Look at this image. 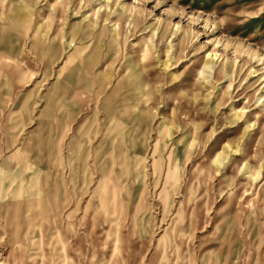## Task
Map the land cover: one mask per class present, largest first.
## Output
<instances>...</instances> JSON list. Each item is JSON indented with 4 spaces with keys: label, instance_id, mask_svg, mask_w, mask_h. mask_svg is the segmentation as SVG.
<instances>
[{
    "label": "rangeland",
    "instance_id": "374dc122",
    "mask_svg": "<svg viewBox=\"0 0 264 264\" xmlns=\"http://www.w3.org/2000/svg\"><path fill=\"white\" fill-rule=\"evenodd\" d=\"M0 264H264V0H0Z\"/></svg>",
    "mask_w": 264,
    "mask_h": 264
},
{
    "label": "bare ground",
    "instance_id": "6f19581e",
    "mask_svg": "<svg viewBox=\"0 0 264 264\" xmlns=\"http://www.w3.org/2000/svg\"><path fill=\"white\" fill-rule=\"evenodd\" d=\"M60 1H62V0H58V2H60ZM58 4V3H57ZM52 11V10H51Z\"/></svg>",
    "mask_w": 264,
    "mask_h": 264
}]
</instances>
